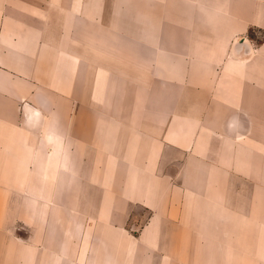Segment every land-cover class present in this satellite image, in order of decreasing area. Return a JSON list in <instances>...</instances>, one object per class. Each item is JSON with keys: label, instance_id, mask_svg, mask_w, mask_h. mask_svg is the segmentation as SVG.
Returning a JSON list of instances; mask_svg holds the SVG:
<instances>
[{"label": "crops", "instance_id": "obj_1", "mask_svg": "<svg viewBox=\"0 0 264 264\" xmlns=\"http://www.w3.org/2000/svg\"><path fill=\"white\" fill-rule=\"evenodd\" d=\"M0 264H264V0H0Z\"/></svg>", "mask_w": 264, "mask_h": 264}, {"label": "rangeland", "instance_id": "obj_2", "mask_svg": "<svg viewBox=\"0 0 264 264\" xmlns=\"http://www.w3.org/2000/svg\"><path fill=\"white\" fill-rule=\"evenodd\" d=\"M263 36V32L259 31L258 32V37L261 38Z\"/></svg>", "mask_w": 264, "mask_h": 264}]
</instances>
